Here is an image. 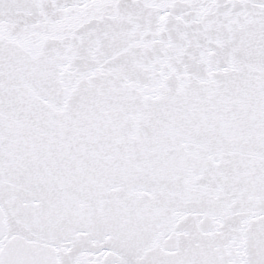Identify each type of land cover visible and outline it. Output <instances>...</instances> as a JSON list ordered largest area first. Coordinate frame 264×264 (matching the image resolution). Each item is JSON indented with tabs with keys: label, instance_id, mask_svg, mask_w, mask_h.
<instances>
[{
	"label": "snow or ice",
	"instance_id": "snow-or-ice-1",
	"mask_svg": "<svg viewBox=\"0 0 264 264\" xmlns=\"http://www.w3.org/2000/svg\"><path fill=\"white\" fill-rule=\"evenodd\" d=\"M0 264H264V0H0Z\"/></svg>",
	"mask_w": 264,
	"mask_h": 264
}]
</instances>
